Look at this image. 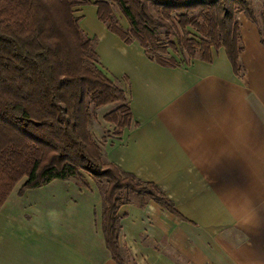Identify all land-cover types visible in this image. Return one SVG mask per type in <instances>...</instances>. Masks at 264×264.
<instances>
[{"label": "crops", "instance_id": "crops-1", "mask_svg": "<svg viewBox=\"0 0 264 264\" xmlns=\"http://www.w3.org/2000/svg\"><path fill=\"white\" fill-rule=\"evenodd\" d=\"M95 12L78 7V27L130 112L102 158L154 185L175 211L137 198L118 209L124 264H264V45L254 25L239 24L235 76L222 49L209 64L158 66ZM83 177L85 187L14 185L0 207V264H116L101 233V193Z\"/></svg>", "mask_w": 264, "mask_h": 264}, {"label": "trees", "instance_id": "trees-1", "mask_svg": "<svg viewBox=\"0 0 264 264\" xmlns=\"http://www.w3.org/2000/svg\"><path fill=\"white\" fill-rule=\"evenodd\" d=\"M253 1L258 0H0V207L21 179L19 193L54 180L85 187L87 175L102 190L105 248L116 264H124L118 209L134 197L175 211L154 185L102 162L89 132L94 112L114 105L102 120L115 138L129 127L130 112L124 92L97 68L92 41L80 31L72 8L94 6L108 32L124 45L136 42L158 66L184 65L169 51L209 64L212 53L222 49L239 76L237 15L257 26L264 45V14L259 25Z\"/></svg>", "mask_w": 264, "mask_h": 264}, {"label": "rangeland", "instance_id": "rangeland-1", "mask_svg": "<svg viewBox=\"0 0 264 264\" xmlns=\"http://www.w3.org/2000/svg\"><path fill=\"white\" fill-rule=\"evenodd\" d=\"M78 7H81V6H77V7L72 8L73 17L77 18L79 16L77 13ZM252 10L254 12L255 20L260 25L259 22H260L261 15L264 14V4L259 0L253 1ZM112 12H113V15H114L115 19L117 20L119 26L122 29L126 30L127 26H126L124 20L120 17L119 13L116 11V9L113 8ZM243 18H245V20L249 21L242 14H239L236 16V20H237L238 25L240 24V22H242ZM251 24H253V23H251ZM253 25H254L255 29L257 30V34H258L259 39H260V35L258 32L257 26L255 24H253ZM187 30L190 34L189 35L190 37L197 39V37L195 36V34L191 30H189V29H187ZM239 34H240V25H239ZM169 40H171V42H173V44H175L173 39L169 38ZM240 40H241V38H240ZM169 55L171 57H173L175 59V61L179 64H182V63L185 64L187 62L189 63V60H187L186 56H184V53L179 54L178 51L174 52V53L169 51ZM113 108H114V105H109V106L97 109L93 114V119H92L91 125L89 126V132L91 134V137H92L93 141H95V143H97V145L100 147L101 151L104 149L105 146L111 145L115 140L118 139L112 135L113 127L111 125L105 123L102 120V116L104 114H106L107 112H109L110 110H112ZM101 160L103 163H106L104 158H102ZM83 176L88 177L87 175H83ZM98 189H99V192L101 193V191H102L101 188H98ZM131 200H136V198L132 197ZM120 254L122 257L124 256V255H122L123 252H121Z\"/></svg>", "mask_w": 264, "mask_h": 264}]
</instances>
